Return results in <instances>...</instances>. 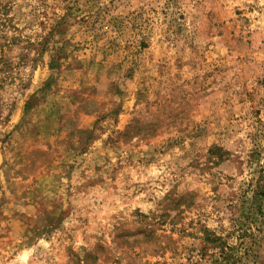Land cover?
<instances>
[{
    "label": "rangeland",
    "instance_id": "obj_1",
    "mask_svg": "<svg viewBox=\"0 0 264 264\" xmlns=\"http://www.w3.org/2000/svg\"><path fill=\"white\" fill-rule=\"evenodd\" d=\"M0 264H264V0H0Z\"/></svg>",
    "mask_w": 264,
    "mask_h": 264
}]
</instances>
